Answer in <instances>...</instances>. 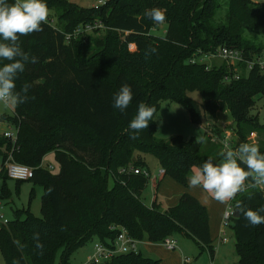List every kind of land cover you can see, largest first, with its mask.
I'll return each mask as SVG.
<instances>
[{
  "label": "trees",
  "instance_id": "16d2710c",
  "mask_svg": "<svg viewBox=\"0 0 264 264\" xmlns=\"http://www.w3.org/2000/svg\"><path fill=\"white\" fill-rule=\"evenodd\" d=\"M222 1L226 13L218 17ZM46 3L54 11L57 26L47 21L42 32L20 38L22 49L37 57L16 80L17 91L24 84L31 86L29 99L14 106L11 115H0V124L17 128L15 143L0 135L1 193L11 197L5 172L11 157L33 169L29 181L43 190L41 218L29 209L13 211V219L0 230L5 264H55L58 252V264H69L70 257L89 244L111 246L120 229L138 242L160 243L179 234L213 255L206 209L187 193L173 207L163 208L157 199L151 207L145 205L142 194L149 178L133 170L149 174L142 155L150 154L164 170L160 179L168 176L186 187L192 166L209 158L222 159L219 144L206 152L203 149L212 140V134L207 136L208 126L199 141L181 136L169 141L156 138L154 118L164 101L182 106L195 125L216 122L221 112L228 111L234 149L252 143L248 137L254 132L264 135L258 115L251 113L256 100L264 102V74L252 70L234 80L226 62L209 66L197 61L221 47L243 51L247 57L263 51L245 33L264 35V3L108 0L98 8H83L68 0ZM152 8L165 11L163 37L151 33L162 25L145 16ZM94 22H101L104 28L66 41L65 36L77 27ZM150 47L157 51L146 59L144 52ZM192 58L195 63H189ZM6 62L0 60V66ZM123 83L131 86L134 98L122 113L112 105L113 95ZM192 92L201 96L202 103L188 97ZM140 102L156 111L148 129L136 134L128 125ZM257 145L264 153V141ZM52 152L57 173L42 166L44 157ZM245 183L246 191L229 201L230 207L235 210L237 202L253 210L264 207L259 186L252 187L251 179ZM228 223L238 264H264V224L247 226L240 214ZM35 233H39L43 249L36 247ZM104 264L162 262L139 252L116 256Z\"/></svg>",
  "mask_w": 264,
  "mask_h": 264
},
{
  "label": "rangeland",
  "instance_id": "374dc122",
  "mask_svg": "<svg viewBox=\"0 0 264 264\" xmlns=\"http://www.w3.org/2000/svg\"><path fill=\"white\" fill-rule=\"evenodd\" d=\"M71 3H75L83 8L97 7L98 2H106L108 0H68ZM222 7L219 10V16H223L226 13V4L222 1ZM262 4V3H260ZM48 21L53 26H57V21L54 16V11L49 10ZM100 28H104L103 24L99 22ZM166 30V25L162 24L157 26L152 30V34L157 37H163ZM245 37L250 39L255 45L261 47L264 50V35L254 34L251 32H246ZM203 63L214 66L219 65L222 61L217 58H202ZM189 98L202 103V98L197 92H192L187 94ZM14 106L4 105L0 103V115L6 114L11 115ZM252 115H258L259 123L264 126V102L261 100H256V105L252 110ZM156 131L155 136L158 139L169 141L170 139L181 136L182 138L188 140L194 138L199 141L205 136L204 124L195 125L190 121L187 111L177 103L164 101L160 104L159 110L155 115ZM231 116L229 112L222 114V119L219 124L212 123L210 128L216 130L221 128L225 130L226 133L233 131V125L231 123ZM232 127V128H231ZM5 129L4 124H0V133ZM220 130V129H219ZM217 131V130H216ZM222 132V131H221ZM252 137L249 135L248 140L252 143H258L259 137L257 133ZM235 135V134H234ZM213 140L206 141L204 144L205 152L214 144H219L222 146V151L226 149L222 145L219 137L212 134ZM264 136V135H263ZM202 138V139H201ZM261 140H264L261 139ZM260 140V141H261ZM230 147L234 149L235 136H232ZM204 149V148H203ZM149 170L150 179L148 180L146 187L142 194V201L145 205L151 207L155 199L163 208L173 207L177 204L179 197L183 193H189L194 195L198 201L206 209L209 218V232L211 240L214 242L215 252L211 255L207 250L200 252L198 247L194 244L191 239H188L182 235L174 234L167 239L176 242V247L173 250H167L163 246V242L160 243H149L147 239L141 241V254L144 257L151 258L154 260H159L164 264H232L230 261L235 258L234 248H235V237L229 224H226L223 218V212L226 207H230L229 204H221L213 200L206 192L201 188H190L188 185L184 187L174 181L171 177H164L160 179L157 174L161 169L157 160L150 154L142 155ZM2 162L0 160V170ZM42 166L45 168L51 167L52 173L58 172V166L54 159V153L47 154L42 162ZM160 179V180H159ZM2 181H0V200L3 203V213L5 217L12 220L15 210H27L32 213L36 218H41V197L43 195V190L41 187L34 185L30 181H25L22 183H17L13 180H7L6 185L10 191L11 197L4 198L1 193ZM246 185V184H245ZM108 186L111 188L113 186V179L110 177ZM247 186V185H246ZM32 194V198H31ZM231 208V207H230ZM222 239H226L228 243H223ZM138 246V247H140ZM92 244L79 249L75 252L69 260V264H85L88 256L91 254ZM234 254V255H233ZM61 253L58 252L55 259V264L59 263ZM213 258L215 262H213ZM0 264H5V261L0 253Z\"/></svg>",
  "mask_w": 264,
  "mask_h": 264
},
{
  "label": "clouds",
  "instance_id": "9594fccd",
  "mask_svg": "<svg viewBox=\"0 0 264 264\" xmlns=\"http://www.w3.org/2000/svg\"><path fill=\"white\" fill-rule=\"evenodd\" d=\"M145 16L156 24H163L166 21L165 11L160 8L147 10ZM48 17L49 8L46 0H14L11 3L9 0H0V60L7 61L0 66V103L18 106L28 101L27 93L31 86L24 84L17 91L16 80L25 71L28 63L37 62V57L30 56L22 49L20 38L42 32V24L47 23ZM156 51L154 47L146 49L145 58ZM133 98L131 86L123 83L113 95L112 106L123 113ZM155 111L154 107L140 102L128 128L136 134L148 129ZM224 148L226 151L221 152L222 159L219 162L209 158L202 165H194L191 168V175L187 177L190 188H201L221 204H227L238 193L245 192V182L249 179L253 182L252 187H264V153H261L257 144L241 143L236 149L225 144ZM235 211L243 216L247 226L257 227L264 224V215H261L264 213V207L253 210L237 202ZM233 215L234 210L226 207L223 218L228 220ZM33 239L37 241L36 247L43 249L39 242V233H35Z\"/></svg>",
  "mask_w": 264,
  "mask_h": 264
},
{
  "label": "built area",
  "instance_id": "2783aa9c",
  "mask_svg": "<svg viewBox=\"0 0 264 264\" xmlns=\"http://www.w3.org/2000/svg\"><path fill=\"white\" fill-rule=\"evenodd\" d=\"M251 1L256 4L264 3V0H251ZM103 5H105V2L99 1L98 6L95 8H98L99 6H103ZM99 24H100L99 22H94L93 24H85L77 27L71 34L65 36L66 41H69L72 38H76L78 36L90 34L95 29L100 28ZM202 58H217L220 59L222 62H226L227 65L232 68L233 71L232 78L234 80L240 79L243 74H247L252 70H257L260 74H264V50L261 51L259 54H255L250 57H247L243 51L232 48L221 47L217 49L213 54H209L204 57H201L197 61L203 63ZM195 62L196 59L194 58H192L189 61V63H195ZM243 66L245 67V70H243L242 68ZM225 80H229V79L226 78ZM1 135L11 143H15L17 139V128L8 126L6 130L1 133ZM251 136L254 137L255 136L254 133L251 134ZM230 140H231V134L226 133L221 143L223 146L225 144L231 146ZM47 169L50 171L52 170L51 167ZM5 172L8 179L13 181L25 182V181H29L33 177V169L13 162L11 160V157L8 159V161L5 164ZM133 173L144 174L146 177L150 179V174H148L145 171L133 170ZM163 175H164V170L160 169L158 171L157 176L161 178ZM3 206L4 205L0 200V230L2 228H5L10 221L5 217L3 213ZM229 219L228 220L224 219L226 221L225 222L226 224H229L228 223ZM222 242L225 243L226 239H222ZM139 243L140 242H138L137 240L132 239L124 229H120L115 242L111 246L108 247L99 242L93 243L92 252L88 256L85 264H104L107 261L119 255L138 254ZM163 246L167 250H173L176 247V242L166 238L163 241Z\"/></svg>",
  "mask_w": 264,
  "mask_h": 264
},
{
  "label": "crops",
  "instance_id": "0c3cea01",
  "mask_svg": "<svg viewBox=\"0 0 264 264\" xmlns=\"http://www.w3.org/2000/svg\"><path fill=\"white\" fill-rule=\"evenodd\" d=\"M225 112H227V111H223V112H221L219 115H218V119H217V121L219 120V124H220V122H221V119H222V114H224ZM232 120V119H231ZM217 121L216 122H214V123H217ZM229 123H231L232 125H233V123H232V121L231 122H228V124ZM212 123L211 122H206L205 124H204V128H205V126L207 127L208 126V132H207V136L208 135H210V134H213V135H217L218 134V137L220 138V139H223L224 137H225V130H222L221 128H223V126H221L220 128H218V129H216V130H218V133L217 132H215V129L214 130H212L211 128H210V125H211ZM5 125V129L3 130V132L6 130V128L8 127V125H6V124H4ZM232 128V127H231ZM220 129V130H219ZM204 131H205V129H204ZM222 131V132H221ZM230 134H231V138H232V136H234V133H233V131H231V132H229ZM0 135H1V133H0ZM255 135V134H254ZM259 137V141L261 140V139H263L264 138V136H258ZM261 141H264V140H261ZM232 145V144H231ZM204 150H205V146H204ZM246 184V183H245ZM260 189L262 190V192H263V194H264V187H261L260 186ZM186 193V192H185ZM185 193H183V194H185ZM187 194H189V193H187ZM189 195H191V194H189ZM192 197H194L197 201H198V199L194 196V195H191ZM179 200V199H178ZM199 202V201H198ZM200 203V202H199ZM201 204V203H200ZM229 204V203H228ZM202 205V204H201ZM203 206V205H202ZM230 206V205H229ZM204 207V206H203ZM150 243V242H149ZM225 243H228V241L226 240V242ZM139 244H141V242L139 243ZM151 244V243H150ZM93 245V244H92ZM212 245H213V249H214V252H215V247H214V242L212 241ZM140 246V245H139ZM92 251V250H91ZM199 251L200 252H203L204 250H200L199 249ZM139 252H141V246L139 247ZM234 253H235V250H234ZM214 254V253H213ZM234 255V254H233ZM213 262H215V259L213 258ZM232 264H238V257H237V255H236V253H235V258H233L231 261H230ZM162 264H164V263H162Z\"/></svg>",
  "mask_w": 264,
  "mask_h": 264
},
{
  "label": "water",
  "instance_id": "95a60500",
  "mask_svg": "<svg viewBox=\"0 0 264 264\" xmlns=\"http://www.w3.org/2000/svg\"><path fill=\"white\" fill-rule=\"evenodd\" d=\"M239 216V212L234 210L233 218H237Z\"/></svg>",
  "mask_w": 264,
  "mask_h": 264
}]
</instances>
